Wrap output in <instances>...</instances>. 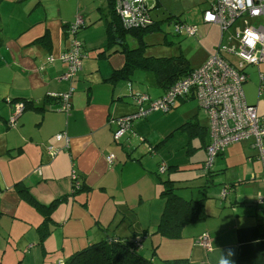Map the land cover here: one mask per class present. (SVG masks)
Listing matches in <instances>:
<instances>
[{
	"label": "crops",
	"instance_id": "1",
	"mask_svg": "<svg viewBox=\"0 0 264 264\" xmlns=\"http://www.w3.org/2000/svg\"><path fill=\"white\" fill-rule=\"evenodd\" d=\"M22 1L0 3L5 36L0 52V263L66 264L73 252L117 237L140 242V251L149 248L150 253L151 248V256L159 261L188 259L189 264H220L226 259L227 264H264V203L259 201L261 195L264 197V161L253 142L231 144L215 158L208 175L214 188L205 192L206 185L188 186L181 195L186 199L206 197L207 219L187 225L179 239L162 237L156 233L165 207L157 176L159 164L165 161L169 168L174 167L170 173L191 172L187 182L204 178L201 169L207 152L203 143H210L208 118L207 125L200 122L198 111L188 118L196 116L206 130L205 135L190 138L180 129L188 119L172 111L195 99L180 100L167 119L153 112L135 121L125 137L115 142L110 120L137 110L133 94L143 92L156 99L166 91L152 72L154 76L146 71L136 74L143 70L135 71L131 79L109 80L126 63L118 45L108 47L109 0L107 6L103 3L84 19L78 32L86 57L72 81L60 79L67 65L59 57L69 45L64 26L79 16L78 0H52L55 10L44 0L24 10L13 6V2L19 5ZM47 35L50 48L39 41ZM213 53H208L203 64ZM50 56L55 61L49 62ZM70 86L75 92L71 111L66 114L59 110L54 94L66 92ZM19 98L31 100L35 108L44 107L45 111L26 109L17 128H9L13 107L7 99ZM63 131L69 134L71 147L51 159L46 146H64L55 138ZM177 135L179 141H175ZM151 138L157 142L154 147L159 145L156 161L143 157L141 141L153 144ZM200 149L205 152L198 158ZM110 153L116 155L112 165L106 159ZM74 168L92 187L90 192L72 196ZM20 182L41 205L70 197L53 212V221L58 224L43 244L39 228L45 215L19 192L16 186ZM224 189H228L227 195H223ZM206 232L209 248L198 242Z\"/></svg>",
	"mask_w": 264,
	"mask_h": 264
},
{
	"label": "built area",
	"instance_id": "2",
	"mask_svg": "<svg viewBox=\"0 0 264 264\" xmlns=\"http://www.w3.org/2000/svg\"><path fill=\"white\" fill-rule=\"evenodd\" d=\"M115 0L116 12L125 28H139L152 23L151 10L156 5L154 0ZM205 23L218 24L221 28L222 38L217 50L210 55L206 63L194 69L189 75L183 77L172 85L163 96L152 99L149 94L135 92L134 99L138 105L135 113L111 119L110 124L115 126L113 137L115 141L121 140L127 131L131 130L133 123L149 116L155 111L168 113L172 111L180 100L194 98L204 110L209 120L210 143L207 145V161L205 169H211L215 158L225 152L226 148L234 143L254 138V146L259 149V156L264 161V116L259 115L257 105L248 102L244 84L249 80L247 67L264 62V0H212L210 7L204 11ZM240 20L235 31L232 27ZM84 26L82 16L67 25L66 33L69 45L60 55L59 59L67 65L65 73L60 79L72 81L83 67L86 57L83 42L78 37L79 30ZM177 30L187 36H195L199 32L197 25L180 24ZM228 37L232 45L226 44ZM55 61L50 56L49 62ZM259 96L264 92V74H259ZM75 88L63 93L54 94L60 98L59 110L70 113L71 98ZM13 107L12 115L8 121L9 128H17L20 116L25 111L24 102H13L7 99ZM57 141H64V146L48 145L47 153L54 159L63 150H68L71 138L67 132L58 133ZM145 141L144 139H142ZM149 152H154L150 145H146ZM110 165L114 164L116 155L110 153L106 157ZM168 165L165 161L159 164L158 171L166 173ZM73 188H80L81 181L72 172ZM75 183V186H74ZM76 187V188H75ZM224 189L223 195H227ZM259 201L264 203L261 195ZM198 242L210 247V235L204 233ZM65 264V263H63Z\"/></svg>",
	"mask_w": 264,
	"mask_h": 264
},
{
	"label": "trees",
	"instance_id": "3",
	"mask_svg": "<svg viewBox=\"0 0 264 264\" xmlns=\"http://www.w3.org/2000/svg\"><path fill=\"white\" fill-rule=\"evenodd\" d=\"M3 1L4 0H0V3ZM109 2H110V10L112 13L111 14L112 18L108 21V27H107L108 41H109L108 47L111 46L114 47L118 45L120 51L124 53L126 56L125 66L122 69L115 71L113 75L109 78V80L115 82L124 78L131 79V75H133L135 71L143 70L147 72H152L156 77L158 85L161 86L163 89H165V91H167L177 81L189 75L195 69L191 67L190 60L187 57H185L183 54L174 55V56H160V57L146 56L144 54L145 47L147 46V43L145 41V36L148 33H152L161 29V22H157L156 20H154L151 14L153 9H156L161 6L160 0H156V5L150 12L152 23L147 26L139 27V28L136 27L125 28L121 22L120 17L116 12L115 0H109ZM172 17L173 16H171L169 19H171ZM175 18L176 17H173L176 26L180 24H186V22L181 21V19L179 18L175 19ZM67 25L68 24L64 26L65 31H67L66 30ZM177 32L178 34H182L181 31L179 32L177 30ZM128 36H132L134 39L138 40V45L136 47H132L130 45L127 39ZM39 41L47 48H50L48 35L39 39ZM4 42H5V36L3 33L1 20H0V52L2 47L4 46ZM79 72L76 74V76L79 74ZM54 96L57 99H59L60 102V98L56 95ZM12 101L24 102L26 107L25 110L34 108L40 112L45 111L44 107L35 108L36 106L34 102L28 99L19 98ZM137 110H138V105H137ZM119 117H114L111 119H115ZM180 129L184 131V133L188 134L190 138H192V135L203 136L206 134L205 128L200 126L198 122V118L196 116L184 122L180 127ZM125 135L121 138V140L125 137ZM121 140L119 141L114 140V141L120 142ZM142 142H146V140ZM187 146H189V144ZM158 147L159 145L155 146L156 149H158ZM203 147H206L207 149V144L203 143ZM205 162L204 165H202L201 170L204 172L205 175H210L212 168L205 169ZM173 168L174 167L171 168L168 167V170ZM76 174L79 176L81 184H79L80 188L78 189L73 188L72 196L80 192H90L92 190V187L86 185L82 181V178L77 170H76ZM163 174L160 173L159 171L157 174L162 187L160 194L161 197L165 198V207L163 214L161 216V220L158 224L156 233L167 239H179L182 237L183 230L187 225L200 223L207 219L208 216L206 211L207 198L206 197L200 199L184 198L179 193H177L178 188L176 184L180 180H174L171 179L170 177L163 178L162 177ZM16 188L26 198V200L28 199L27 201H29V203L34 204L40 210V212L45 215V222L39 228L40 243L43 244L45 240L51 235L53 231V225L58 224L57 222L53 221L54 220L52 217L53 212H55V209L62 202L67 201L68 199H70V197L67 196L57 199L54 202H52L50 205H41L34 200V197L30 194L29 188H27L23 183L20 182L19 184H17ZM204 188L206 192V188H208V186H204ZM2 191H3L2 187L0 186V194ZM158 261L159 260L155 259L154 256L148 257L140 253V242L136 243L131 240L122 241L117 237H110L95 241L90 245L73 252L67 258L66 264H189L188 259H164L159 262Z\"/></svg>",
	"mask_w": 264,
	"mask_h": 264
},
{
	"label": "rangeland",
	"instance_id": "4",
	"mask_svg": "<svg viewBox=\"0 0 264 264\" xmlns=\"http://www.w3.org/2000/svg\"><path fill=\"white\" fill-rule=\"evenodd\" d=\"M11 1L19 2L20 0H11ZM160 1H161V6L156 9H153L151 14L154 20H156L157 22H161V29L152 33H148L145 36V41L147 43V46L145 47L144 54L146 56H156V57L174 56V55L183 54L185 57H187L190 60L191 67H194L195 69L200 68L205 64V63L203 64V62L207 59L206 57H208V53L210 54L213 51L214 53L216 52L217 47L220 44L222 38L221 28L218 24L204 23L203 21L204 11L210 7V3L212 2V0H160ZM36 2L37 0H24L20 2L19 5H16V3L13 2L14 4L13 6H16L17 8L24 10L27 9V6L29 5L33 6ZM78 2L79 4L78 7L76 8L77 9L76 14L82 16L83 19L87 18V16H89L90 14L92 15L95 12V10L98 7H100L103 3H105L106 6L108 5V0L107 1L78 0ZM44 4L48 6L53 4L52 6L53 9L55 10L56 8L55 3L52 0H44ZM150 4L151 6H153L154 0H152ZM67 5H71V4H67ZM36 11H38V8L32 13V15L36 14L37 13ZM171 16L181 19V21L186 22V24L197 25L199 27L198 34L195 36H187L184 33L178 34L175 20L173 19V17L169 19ZM239 24H240V20L236 23L235 26L232 27L231 31H235V28L239 26ZM127 39L132 47H136L138 45V40L134 39L132 36H128ZM225 43L226 44L231 43L228 37L225 39ZM231 44L235 45L237 43L233 42ZM139 72H144V71H137L136 74H144ZM247 73L249 74V80L247 83L244 84V91L247 100L251 104H257L259 114L264 115V92L259 96V89H258L260 84L259 74L260 73L264 74V62H261L259 66L249 65L247 67ZM148 74L154 76L151 72H149ZM146 84L148 83L146 82ZM156 89L158 91H161L159 87H157ZM175 111L177 114L181 115L183 120L188 119L189 117L194 115L196 111H198L200 113L199 116L200 122L205 125L208 124V120L206 119L204 110L200 107L199 103L196 100L189 101L181 105L172 112ZM172 112L164 113L162 111H155L154 115L161 116L162 118L167 119L166 118L167 115L171 114ZM114 128L115 126H113V129ZM179 140L180 138L177 135L175 141H179ZM200 140H201L200 138L199 140L196 139L197 144H200ZM247 140H249V142L252 141L254 145V141H255L254 138H250ZM150 141L153 144H150L149 141L146 142L141 141V146H143L144 149L143 157L149 156L151 158H155L156 161L159 158V156L157 155L158 154L157 149L154 147V145H156L157 142H155L153 138H151ZM146 145H150L153 148L154 152H149L148 148H146ZM255 149H257V151L259 152L258 147H255ZM203 152H205V150L200 149L196 153V156L198 158H201ZM205 156L207 159L208 157L207 153H205ZM162 177L163 178L174 177V179L176 178L177 180H180L179 182H177L176 185L178 188L177 193H179L180 195H182L185 192V190H187L188 186L190 188H195V186H199L200 184L206 185L208 186L207 190H210L211 188L215 187L213 183L209 180L208 175H204L203 176L204 178L198 180L197 182L195 180L187 182L188 180L191 179L192 173L186 172V170L173 171L171 173L168 170L165 174L162 175ZM188 199H192V196H189ZM148 249L144 251L141 250L140 253L148 257H151L152 249L150 248L151 254L149 252L147 253Z\"/></svg>",
	"mask_w": 264,
	"mask_h": 264
},
{
	"label": "clouds",
	"instance_id": "5",
	"mask_svg": "<svg viewBox=\"0 0 264 264\" xmlns=\"http://www.w3.org/2000/svg\"><path fill=\"white\" fill-rule=\"evenodd\" d=\"M220 264H227V260H226V259H222V260L220 261Z\"/></svg>",
	"mask_w": 264,
	"mask_h": 264
}]
</instances>
